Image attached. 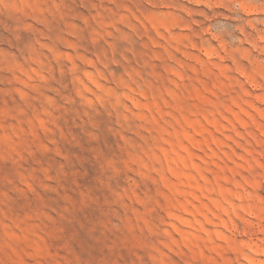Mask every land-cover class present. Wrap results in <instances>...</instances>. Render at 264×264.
Returning a JSON list of instances; mask_svg holds the SVG:
<instances>
[{"label": "rangeland", "instance_id": "1", "mask_svg": "<svg viewBox=\"0 0 264 264\" xmlns=\"http://www.w3.org/2000/svg\"><path fill=\"white\" fill-rule=\"evenodd\" d=\"M0 264H264V0H0Z\"/></svg>", "mask_w": 264, "mask_h": 264}]
</instances>
